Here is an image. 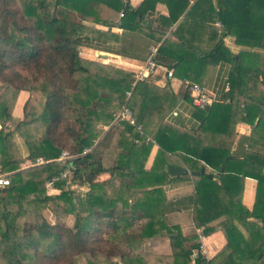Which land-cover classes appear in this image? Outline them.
Listing matches in <instances>:
<instances>
[{
	"label": "trees",
	"instance_id": "obj_1",
	"mask_svg": "<svg viewBox=\"0 0 264 264\" xmlns=\"http://www.w3.org/2000/svg\"><path fill=\"white\" fill-rule=\"evenodd\" d=\"M158 3L176 24L167 37L145 20ZM193 18L197 24L190 23ZM114 26L131 40L129 49L122 46L114 54L125 56L131 50L146 61L149 48L158 46L157 63L181 83L202 86L212 68L230 65L229 91L221 101L193 109L196 130L166 121L182 101L191 105L188 88L176 94L169 82L163 88L134 83L132 72L80 56L83 47L108 53L106 45L90 40L119 41L111 32ZM226 37L233 39L237 52L225 46ZM0 84L5 85L0 94V175L9 179L0 188V264H63L69 255L65 264H75L74 256L94 253L90 244L103 242L129 250L127 255L106 252L108 263L148 264L136 251L158 236L170 240L171 260L165 264H189L200 243L188 246L197 236L183 237L177 226L166 225L171 210L164 186L193 187L187 199L194 226L207 236L216 223L227 241L221 264H264V0H143L136 9L125 0H0ZM22 91L29 95L22 118L15 120ZM124 107L143 137L118 117ZM112 119L116 122L109 129L99 127ZM239 124L250 129L249 136L237 132ZM31 127H37L40 141L26 139L22 157L15 137L25 136ZM117 135V160L105 167L103 151ZM131 138L139 144H131ZM153 146L157 152L148 168ZM65 150L70 159L58 161ZM40 159L45 164L36 165ZM24 160L31 167H23ZM171 165L188 174L171 177ZM65 172L70 180L62 176ZM104 175L110 177L107 182L99 180ZM114 176L119 184L109 187ZM247 178L256 182L251 209L241 202ZM49 184L59 193L50 195ZM68 185L86 186L88 192L79 198ZM118 204L128 216L116 217ZM49 207L58 223L73 216L72 227L50 224L44 217ZM195 264L211 262L199 255Z\"/></svg>",
	"mask_w": 264,
	"mask_h": 264
},
{
	"label": "crops",
	"instance_id": "obj_2",
	"mask_svg": "<svg viewBox=\"0 0 264 264\" xmlns=\"http://www.w3.org/2000/svg\"><path fill=\"white\" fill-rule=\"evenodd\" d=\"M142 1L143 0H125V2H127V4L133 9L138 8L141 5ZM193 3L194 1H190V6H192ZM104 16L112 17V14H110L108 11H104ZM195 18H193L190 23L197 24ZM115 20L117 22L118 18H116ZM145 20L147 21L150 20L152 24L156 28H158L160 32L166 37L170 36L171 32L176 27V24H173L168 17L166 6L161 3H158L155 6L154 12L152 14H148L145 16ZM203 24L207 25L210 23L203 21ZM85 25L92 27L94 24L85 23ZM214 26L217 27L218 24L216 23ZM111 32L118 36L119 41L117 40L105 41L102 39L90 40L92 45H96V46L106 45L110 49L108 53L98 52L92 48H84L83 50H86L87 54L82 52L80 53L81 57L89 60H96L95 57H98V59L100 58L102 61L103 60L107 61L105 62L106 64H109L116 68L127 70L129 72H132V74L137 72L138 68L142 66L145 63V61H141L138 57H136L133 53H131V50L127 51L128 54L125 56H119L117 54H114V52L120 49V47L122 46H127V49H129L130 47H128V45H130L131 40L130 38H127L125 32H123L122 29L119 28L118 26L112 27ZM200 36L201 38H205L206 34H202ZM122 38L125 39V43L120 44L119 42L121 41ZM223 41L225 46L228 47L232 52H237V48L235 47L232 38L226 37ZM99 54L105 55V57L103 56L99 57ZM147 55H149V53ZM158 65L159 67L154 71V74H152L147 80L148 82L152 83L154 86L158 88H163L169 82L171 86V90L177 94L179 91L186 89L185 86L187 83H191L187 81L181 83L175 80L173 77H167L165 74V70H169V69H167L166 67H164L159 63ZM229 72H230V65L226 63H220L216 65L214 68H212V71H210L207 77L203 80L202 86L197 83H191V84L198 85L201 89H203L207 93L213 94L216 100H221L223 95L225 94V87L228 82ZM23 95H24L23 93L20 94L19 96L20 99L18 97L19 100V103L17 105L18 108H20L25 101L24 99L22 100V98H24L25 96ZM193 109L194 108L188 102L182 101L174 109L173 113L169 114L166 117V121L170 125L175 126L177 128L196 130L198 128L199 123L197 120H195L192 117ZM19 119L21 118H18V120ZM108 127H104V128H108ZM101 128L104 129L103 127ZM241 130L246 131L247 130L246 126H244V129ZM156 152H157V146H153L150 151V155L148 157L146 167L149 168L151 166L153 159L156 155ZM172 159H173L172 161H176L180 163V160L176 159L175 157H172ZM244 188L245 190L248 188L253 190L254 188H256V182L252 179L247 178L244 181ZM192 189L193 187H188L184 190L177 188L171 189L170 186L164 188L163 191H164V195H166V202L168 206L167 208L171 210L169 213L166 214L165 223L168 226H177V228L180 229L179 231L183 237L191 238L192 236H198L199 241L197 240L196 241L201 244L202 249L192 251L190 257L191 260L189 264H195V259L199 255L207 262H211V264H221L224 261V258L226 257L225 255H227L226 252L224 253V248L227 244V241L220 226H217V224L215 223L214 231L207 236H203L202 229H196V227L194 226L192 220V212H191L192 210L188 211L186 210V207L183 208V206L181 205L183 201L187 200L188 195H190L189 191H192ZM246 192L247 191H245L244 196ZM251 194H254V191L253 192L251 191ZM246 195H248V193ZM249 198L250 199L247 200L248 202L245 204L248 209H251L250 208L252 207V202H250L251 197ZM174 202H177L180 205L177 206L176 203ZM239 228L246 235V231L241 226H239ZM199 236L201 238H199ZM194 243H195L194 241L189 240L187 245L189 246ZM136 254L137 257H143V259L147 261L148 264H165V259H170V256L172 255L169 237L158 236L152 239H146L141 244L140 248L136 251Z\"/></svg>",
	"mask_w": 264,
	"mask_h": 264
},
{
	"label": "rangeland",
	"instance_id": "obj_3",
	"mask_svg": "<svg viewBox=\"0 0 264 264\" xmlns=\"http://www.w3.org/2000/svg\"><path fill=\"white\" fill-rule=\"evenodd\" d=\"M83 49H84V47L83 48H80V53L84 52L85 54H87L86 53L87 51L86 50H83ZM102 54H99V57H101ZM95 59L96 60H99L103 64H106L105 62H107L105 60L102 61L100 58L98 59V57H95ZM4 89H5V85L0 84V94L3 92ZM22 93L26 96L25 97L23 95L24 98H22V100L24 99L26 101V99L28 98V95L29 94L26 91L20 92V94H22ZM20 94H19V96H20ZM34 97H35V101H37L36 96H34ZM19 99H20V97H19ZM18 103H19V100L17 99L16 104H15V107H14V110H13V118H15V120H18V118H22V107H23V104L24 103L21 105L20 108L17 107ZM115 122L116 121L114 119H112V120H105L104 123H100L99 124V127L100 128L101 127L104 128V127H108L110 125L108 128H104V130H107L111 126L115 125ZM9 126H10L9 129L14 128V125H12V124H10ZM244 126H246V125L239 124V125H237L236 130H237V132H239L240 135L242 134L244 136H249L250 129L247 126H246V128H247L246 131H242L241 130V129H244ZM38 132L39 131L37 130V127H31L30 131L25 136H20L19 134L16 135V137H15V144L18 147L20 156L25 157L27 155V147L25 146V140L26 139L28 141H32V140L33 141L36 140V142L40 141V137H39L40 136V132L39 133ZM117 139H118V135L116 137H113L111 139V141L107 144V148L103 151V156L102 157H103V164H104L105 167H111V166H113L114 163L117 160V154L120 151V149H118L117 146H116ZM133 140L134 139H132L131 144H133ZM63 153H67V151L65 150ZM59 159H58V161H61V162H64L65 161V159H63V158H61L60 160ZM40 161L44 162V160H41V159H40ZM42 164H45V163H42ZM36 165H41V164H36ZM146 165H147V163H146ZM22 166L23 167H31L30 162L25 161V160H24V163H23ZM65 176H66L67 180H70V173L69 172H65ZM109 178L110 177L108 175H104L103 177H100L99 180L100 181L105 180L107 182V180ZM113 178L115 180H111V182L108 184L109 187H112L114 185L119 184V180L116 179V176H114ZM68 186H70V188L72 190H74L75 195L79 196V198L84 197V195L86 194V192H88V188L86 186H84V187H79V186H75V185L74 186L68 185ZM165 187H168V186H164L163 187V190H164ZM188 187H192V186H188ZM188 187L184 186V187H179L177 189L184 190V189H186ZM51 188H52L51 185H47V187H46L47 192L50 195L58 194L59 193L57 190H54V189H51ZM255 189L256 188H254L252 190V189L248 188V189L245 190V188L243 186V191H242V196H241V202H242V204L245 207H246V204L245 203H247L248 202L247 200L250 199L249 197H251L250 202H252V205H253L254 199H255ZM108 190H109V188H108ZM111 190H112V188H111ZM245 191H247L246 194L248 193V195L245 194V196H244ZM251 191L252 192L254 191V194H251ZM106 193H107V188H106ZM189 194H193L192 191H189ZM108 195L111 196L112 194L111 193H108ZM140 196L141 195H137L135 197H140ZM189 202L190 201H188V199H187L186 201H183L181 203V205L183 206V208L186 207V210H188V211H191L192 210L191 212L193 214V208L190 207V203ZM174 203H176L177 206L180 205L177 202H174ZM115 214H116V217H123V216L125 217V216H128L129 212H128L127 209H122L121 204H118L116 206ZM44 217H45V219L50 224L64 225L67 228L72 227V224L74 222L73 216H68V218L65 221L61 222V223L56 222L55 221V216H54L53 212L51 211L50 207L44 212ZM159 220H160V218H159ZM197 238H198V236H197ZM193 241L194 242H197V241H199V239L197 241L196 240H193ZM90 245H91V248H93V249H95V251L96 250L97 251L94 252V253L87 252V254L86 253L85 254H78V255L74 256L73 260H74V263L75 264H89V260L96 262L94 264H112V263H108V262H106L104 260L105 259V256H106V252H111L113 250L117 255H119V254H121V255L122 254L123 255H127V253H129L128 248L126 246L120 245L119 243L116 244V245H113L111 243H108L107 244V243H104L103 242V243H99V244L98 243H93V244H90ZM69 257H71V255H69ZM69 257L66 258V256H65L66 260H65V262L63 264L67 263V261L70 259Z\"/></svg>",
	"mask_w": 264,
	"mask_h": 264
},
{
	"label": "built area",
	"instance_id": "obj_4",
	"mask_svg": "<svg viewBox=\"0 0 264 264\" xmlns=\"http://www.w3.org/2000/svg\"><path fill=\"white\" fill-rule=\"evenodd\" d=\"M120 17H122V14H120ZM148 52H149V55H148V58L145 61V63L138 68L137 72L133 73L134 83L147 81L148 78L152 74H154V71L159 67V65L157 63V60H156L157 53H158V46H151L149 48ZM165 74H166L167 77H172V75H173L171 70H165ZM185 87L188 88L189 91H190V96H191V99H192L191 106L193 108H197L199 110H205L208 107H210L213 103L221 101V100H216L214 98L213 94L207 93L206 91L201 89L196 84L187 83ZM228 91H229V84L227 82L226 87H225V92H228ZM127 96H130V93H127ZM118 117L120 119H124V120L128 121V123L131 126L135 127L136 131L139 134V137H143V134L141 132V127L140 126H136L135 118L133 117L131 111L128 108L124 107L122 109V111L119 113ZM148 140L149 139L146 138V142H148ZM133 143L134 144H139V140L138 139H134ZM86 151H89V150H86ZM61 158L67 160V159H70V156L67 153H63ZM42 163H44V162H42L40 160L36 161V164H42ZM62 176L65 177V174H63ZM8 185H9L8 177L4 176V175H0V188L7 187ZM199 238H201V237L199 236ZM201 249H202V247H201V244H200L199 250H201Z\"/></svg>",
	"mask_w": 264,
	"mask_h": 264
},
{
	"label": "water",
	"instance_id": "obj_5",
	"mask_svg": "<svg viewBox=\"0 0 264 264\" xmlns=\"http://www.w3.org/2000/svg\"><path fill=\"white\" fill-rule=\"evenodd\" d=\"M103 57H105V55H102ZM204 170H201V173H203ZM168 173L171 177H175L178 175H185L188 174V171L184 168H178V167H174V166H168ZM192 175H198V173L193 172L191 173Z\"/></svg>",
	"mask_w": 264,
	"mask_h": 264
}]
</instances>
